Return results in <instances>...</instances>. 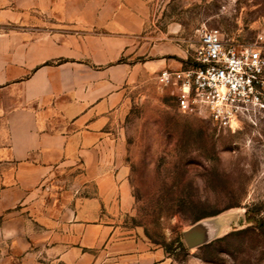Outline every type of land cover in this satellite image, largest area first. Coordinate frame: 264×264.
Masks as SVG:
<instances>
[{"label": "crops", "instance_id": "obj_1", "mask_svg": "<svg viewBox=\"0 0 264 264\" xmlns=\"http://www.w3.org/2000/svg\"><path fill=\"white\" fill-rule=\"evenodd\" d=\"M152 32L146 0H0V264H153L110 224L127 197L110 126L136 69L121 60L141 42L150 70L188 59Z\"/></svg>", "mask_w": 264, "mask_h": 264}, {"label": "rangeland", "instance_id": "obj_2", "mask_svg": "<svg viewBox=\"0 0 264 264\" xmlns=\"http://www.w3.org/2000/svg\"><path fill=\"white\" fill-rule=\"evenodd\" d=\"M33 1L58 7V0ZM146 2L154 41L188 51L181 68L194 66L200 34L211 29L228 43L256 46L264 57V0ZM157 57L141 42L121 60L136 69L110 126V161L127 193L110 214L113 240H140L143 262L153 264H264V115L230 130L205 109L182 110L177 87L158 82L164 69L145 66ZM200 222L219 230L190 247L184 233ZM105 247L94 249L96 263Z\"/></svg>", "mask_w": 264, "mask_h": 264}, {"label": "built area", "instance_id": "obj_3", "mask_svg": "<svg viewBox=\"0 0 264 264\" xmlns=\"http://www.w3.org/2000/svg\"><path fill=\"white\" fill-rule=\"evenodd\" d=\"M194 66L164 69L162 86L177 87L180 107L197 113L205 109L221 129L234 123L255 124L264 115V57L253 45L223 39L218 29L203 31L195 49Z\"/></svg>", "mask_w": 264, "mask_h": 264}, {"label": "water", "instance_id": "obj_4", "mask_svg": "<svg viewBox=\"0 0 264 264\" xmlns=\"http://www.w3.org/2000/svg\"><path fill=\"white\" fill-rule=\"evenodd\" d=\"M204 224L198 225L193 227L190 231L184 233V238L188 244V246H198L201 245L206 241V238L203 236H199L200 233H202V230L204 229Z\"/></svg>", "mask_w": 264, "mask_h": 264}, {"label": "trees", "instance_id": "obj_5", "mask_svg": "<svg viewBox=\"0 0 264 264\" xmlns=\"http://www.w3.org/2000/svg\"><path fill=\"white\" fill-rule=\"evenodd\" d=\"M217 214H218V213L202 215L201 217L197 218L196 221H200V220L203 219V218H207V217L215 216V215H217ZM251 220H252L251 218L248 219V223H250Z\"/></svg>", "mask_w": 264, "mask_h": 264}]
</instances>
